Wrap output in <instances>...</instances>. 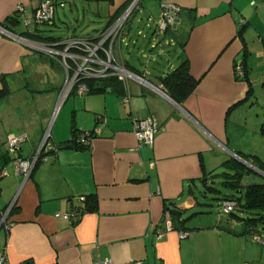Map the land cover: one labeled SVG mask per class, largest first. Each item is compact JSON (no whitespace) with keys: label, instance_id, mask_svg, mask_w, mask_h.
Segmentation results:
<instances>
[{"label":"crops","instance_id":"1","mask_svg":"<svg viewBox=\"0 0 264 264\" xmlns=\"http://www.w3.org/2000/svg\"><path fill=\"white\" fill-rule=\"evenodd\" d=\"M42 1L0 0V26L39 40L85 37L76 30L84 27L87 4L96 38L133 0H82L83 22L71 8L69 18L54 13L47 26L51 32L57 17L61 36L33 20ZM51 1L78 10L76 0ZM168 2L180 11L161 30ZM131 16L114 56L151 87L130 79L121 93H70L55 114L62 66L0 31V91L7 92L0 96V167L7 171L0 176V252L6 264H264V245L241 234L242 221L222 209L207 216L200 210L210 206L203 203L207 193L216 199L229 192L215 175L229 157L255 168L247 166L251 173L243 174L241 186L264 185V0H139ZM183 60L198 83L177 103L161 78ZM148 116L160 128L151 146H139L133 120ZM73 125L100 133L87 148L62 147ZM48 129V145L29 176L16 173V157L36 156ZM11 135L26 136L16 154L7 153ZM88 195L96 197L94 209L90 203L85 209ZM166 206L184 217L201 211L186 221V237L172 223L166 231Z\"/></svg>","mask_w":264,"mask_h":264},{"label":"built area","instance_id":"2","mask_svg":"<svg viewBox=\"0 0 264 264\" xmlns=\"http://www.w3.org/2000/svg\"><path fill=\"white\" fill-rule=\"evenodd\" d=\"M139 0H133L131 4L126 7L118 17H116L108 26H106L96 38L91 37H79L71 36L68 38L45 41V40H33L25 36L14 34L13 31L7 30L0 26V31L7 34L11 39L27 46L31 51L38 52L44 56L58 62L64 70V82L60 92V101L54 110V114L58 111L65 97L71 92H75L79 95H84L87 91V80L94 82L100 81L107 77H115L121 81L125 89L128 80H135L151 87L148 82L137 73L125 67V65L116 60L114 56V44L118 38L121 28L125 22L129 19ZM59 6H63V2L57 3ZM56 3L51 0H45L40 2L39 6L33 13V20L36 23L50 22L55 13ZM22 7L16 6V13L21 12ZM180 11V7L173 3H164L161 7V22L159 23L160 29L165 30L167 27L174 23V16ZM24 24H28V20H23ZM239 72V70H237ZM160 90V89H159ZM123 102H128L129 95L122 96ZM98 122H105V118H100ZM159 125L154 116H148L146 118H137L133 120V132L138 141L139 146H151L154 142V138L159 131ZM100 133V128L95 127L92 131V135ZM85 136V137H84ZM49 137V129L43 136L41 149L38 154L31 160H23L16 157L15 160V172H21L25 177H28L32 166L39 155L40 151L46 147L47 139ZM25 135H11L6 139L7 152L9 154H16L20 148V144ZM88 132L83 135L82 142L84 145H88L92 140ZM52 147L49 146V149ZM55 149V148H54ZM7 171L0 169V176H6ZM236 206V201L233 199H226L221 202V209L229 213ZM10 207L4 212L6 213ZM4 213L1 218L4 220ZM59 214H56V216ZM72 214H63L64 217L69 218ZM166 225V231L171 229V219L166 215L164 217ZM178 236L180 238L188 235L187 231L178 230ZM163 231H159L157 235H162ZM252 241L264 244V240L257 234L252 236ZM6 255L4 252H0V264H6ZM29 264V263H22ZM96 264H111L110 260L105 259ZM140 264V262H137Z\"/></svg>","mask_w":264,"mask_h":264},{"label":"trees","instance_id":"3","mask_svg":"<svg viewBox=\"0 0 264 264\" xmlns=\"http://www.w3.org/2000/svg\"><path fill=\"white\" fill-rule=\"evenodd\" d=\"M8 19H9L8 21H10L11 24H14V22H16L17 20L16 17H10ZM5 27L8 28L7 30H13L10 29L11 27H9L8 25H5ZM20 35L33 40L40 39L39 36H34L32 34H27V35L20 34ZM41 39L45 41L57 40L56 38L53 37L41 38ZM161 80L165 92L177 103H181L188 95H190V93L194 90V88L198 83V80L194 79L189 73L187 60H183L175 69H173L171 72L163 76ZM100 82L102 85L98 88L96 82L87 80L86 84L88 88L86 92L92 93L95 91H102L105 88H110L118 93H121V90L125 89L122 82L117 80L115 77H107L101 79ZM6 93L7 92L5 91V89L1 90L0 96L5 95ZM72 93L75 92H71V94ZM92 131L93 129L88 131H79L73 125L70 138L63 141L61 145L62 147H67L77 150L87 148L88 145L83 144L82 138L86 132H88L91 136L94 137L95 135H92ZM56 148H60V145L56 146ZM42 155L43 153L42 151H40L39 157L41 158ZM1 168L2 167H0V169ZM220 169L221 170L219 172H216L215 175L222 177L221 184L225 186L229 191L228 193H222L221 197L218 196L216 198L217 200L220 199V204H219L220 207H221V202L223 200L226 199L235 200L236 206L228 214L232 215L233 217H236L239 221H242L243 231L241 232V234H248L251 240H252V236L257 234L261 237L262 240H264V236H262V234H264V185L252 184V185L241 186L240 181L243 174L251 173V169L233 157H229L227 160H225L221 164ZM85 202L87 204V207L85 209L89 208L88 203L91 204L92 209L96 207V197L94 195L86 196ZM170 204L168 203L167 205ZM204 204L209 205L208 202H205ZM200 212L201 211L192 212L190 215L184 217L182 216L183 215L182 210L172 206H166L165 214L168 215V217L171 219V223L173 225L180 227L178 228V230L185 231L187 229L185 223L188 220V218L191 215L198 214Z\"/></svg>","mask_w":264,"mask_h":264},{"label":"rangeland","instance_id":"4","mask_svg":"<svg viewBox=\"0 0 264 264\" xmlns=\"http://www.w3.org/2000/svg\"><path fill=\"white\" fill-rule=\"evenodd\" d=\"M76 1H78L77 2V6H78V12L76 11V9H75V7L74 6H71V5H69V3H67L66 2V5H65V7L64 8H61V7H59V6H57L56 7V9H55V13H57L58 15H59V17L60 18H62L63 17V15H65V16H67L68 18L69 17H71V16H69L70 15V13H71V10H70V8L72 9V13H75V15H77L78 14V17L80 16V22H83V18H82V10H83V4H82V0H76ZM84 7L87 9V13L85 14V24H84V27H82V25H80L79 27H78V29L76 30V34L77 35H81V36H85V37H91V36H94L95 35V33H94V31L92 30L93 28L92 27H94V25L95 26H97L96 24H93V22L92 21H94L95 20V17H93V15H91V13H89V8H88V6H87V4L86 5H84ZM135 14V13H134ZM55 15V14H54ZM77 17V16H76ZM132 17V16H131ZM130 20V19H129ZM128 20V21H129ZM71 21H73V20H71ZM128 21H126L125 22V24H124V27L127 25V24H129L130 22H128ZM134 22V21H133ZM132 22V23H133ZM132 23H130L131 25H132ZM48 24H46V25H39L40 26V28L41 29H43L44 31H45V33H52V34H55V35H63L64 33H65V31H63V29H62V27L60 26V24L58 23V21H57V17H56V25L57 26H53V27H51V32H49V30H50V27L49 26H47ZM170 49V48H169ZM135 66L136 67H139V65L135 62ZM138 75H140V74H138ZM142 76V75H141ZM146 80V79H145ZM256 106V105H255ZM236 137V136H235ZM199 190L201 191V189H199V187H198V189H197V191H195V194L197 195V197H198V199L201 201V202H203V198H202V196H201V193L199 192ZM226 192V191H225ZM205 201L203 202V203H205V202H208V204L210 205V206H202V208L200 209V210H204V213H202L201 215H205V216H207V215H211V214H216L217 212H218V210H220L221 211V208H220V201L219 200H217V199H215V197L213 196V194L212 193H207V198H205L204 199ZM201 215H197V216H194V217H192L189 221H188V224L189 225H192L193 223H195L196 221H198V219H199V217L201 216Z\"/></svg>","mask_w":264,"mask_h":264},{"label":"water","instance_id":"5","mask_svg":"<svg viewBox=\"0 0 264 264\" xmlns=\"http://www.w3.org/2000/svg\"><path fill=\"white\" fill-rule=\"evenodd\" d=\"M96 84H97V87H100V86L102 85L100 81H97ZM236 157L239 158L238 156H236ZM240 159H241V158H240ZM241 161H242L243 163H245L247 166H249L250 168L255 169L252 165L248 164V163L245 162L243 159H241Z\"/></svg>","mask_w":264,"mask_h":264}]
</instances>
